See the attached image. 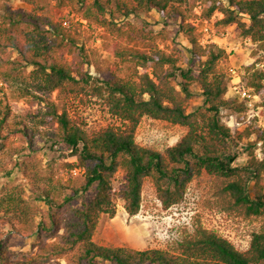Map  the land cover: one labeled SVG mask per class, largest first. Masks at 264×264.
Instances as JSON below:
<instances>
[{
  "label": "trees",
  "instance_id": "1",
  "mask_svg": "<svg viewBox=\"0 0 264 264\" xmlns=\"http://www.w3.org/2000/svg\"><path fill=\"white\" fill-rule=\"evenodd\" d=\"M9 1L0 0V80L6 88L16 85L20 97L37 102L39 122L52 127L43 130L15 119L11 104L0 99V173L9 175L16 168L32 187L29 194L23 185H5L0 191V264L10 263L12 238L42 241L60 230L33 264L38 259L39 264H63L61 258L66 264H264V222L251 229L246 248L201 222L166 249L137 250L94 240L101 216L115 215L118 198L130 216L138 214L149 182L161 208L168 210L182 203L192 182L203 175L213 179V203L219 210L246 220L264 219V130L249 126L234 132L223 121L225 115L244 112L246 104L227 98L230 77L222 65L227 54L215 43L203 47L192 20L198 7L204 17L221 13L214 20L219 30L236 23L241 36L251 37L257 44L253 54L259 56L245 66L243 80L263 95L264 66L257 63L264 64V0H57L58 7L76 9L81 19L103 30L104 49L116 59L109 79H96L64 58L63 51L72 53L79 40L58 20L57 8L26 0L31 11H14L6 5ZM151 11L164 19L158 32L149 22L138 25L130 19ZM244 15L248 23L240 19ZM172 19L191 45L188 67L167 43ZM10 47L17 57L7 51ZM81 50L88 57L84 44ZM30 66L29 80L22 71ZM193 85L204 97L195 108ZM78 103L84 109L100 104L112 121L90 128L73 107ZM144 118L180 126L185 133L164 150L141 145L137 131ZM37 134L70 151L75 160L65 167L84 170L82 177L69 178L60 189L51 187L53 169L42 168L35 155ZM252 135L256 138L248 142L247 164L234 166L235 147ZM20 137L26 145L17 142ZM27 148L31 152L25 154ZM119 171L126 185L114 192ZM65 191L70 192L60 202Z\"/></svg>",
  "mask_w": 264,
  "mask_h": 264
},
{
  "label": "rangeland",
  "instance_id": "2",
  "mask_svg": "<svg viewBox=\"0 0 264 264\" xmlns=\"http://www.w3.org/2000/svg\"><path fill=\"white\" fill-rule=\"evenodd\" d=\"M0 2V14H3V4ZM40 5H51L53 9L59 11L58 20L64 21L65 26L72 31L78 38V42L74 45L72 53L68 50L63 51V56L68 60L73 67H81L88 71L96 79H109L116 71V59L104 49L102 34L103 30L88 24L81 19L80 12L71 7L60 8L57 6V0H36ZM14 11H31L32 5H29L26 0H11L6 4ZM196 12V11H195ZM214 20L222 16L221 13L213 15ZM196 18L194 14L192 20ZM132 22L140 25L143 21L149 22L153 28L158 32L164 25V19L157 11H151L146 14H141L130 18ZM242 21L248 23V17L242 16ZM63 24V25H64ZM223 29L230 30L234 36H241L240 27L234 23L226 26ZM169 49L174 50L180 57V64L184 67L190 66V43L183 33L180 32L178 22L175 19L169 20L167 25ZM200 37V34H199ZM84 44L87 56L82 50L81 45ZM7 51L13 57L19 55L14 48H8ZM259 54H250L249 58L243 60V56L233 61L236 65H241L242 69L245 66L254 62ZM88 58V59H87ZM89 60V61H88ZM245 61L244 63H241ZM241 63V64H240ZM229 62L223 60L222 65L227 69ZM32 67H24L23 75L27 79H31ZM121 75V73H119ZM6 88L2 80H0V99H4L11 104L12 117L15 119L26 120L31 127L36 126L40 129H48L51 125L40 123L41 117L38 116V109L40 105L34 102L29 97H20V93L16 85L7 84V94L2 88ZM193 96L191 98V105L193 108L201 105L204 97L197 85L192 86ZM56 94H54L55 96ZM264 95V92H263ZM44 105V103L42 104ZM75 110L86 119L90 128H98L112 121V118L107 115L100 104H95L84 109L80 103L73 105ZM229 115H225L223 120ZM252 127V126H251ZM234 128V127H233ZM234 128V132L242 131ZM185 133L180 126H175L162 121H156L149 118H144L137 131V141L144 146L151 147L157 150H164L166 147L175 144L178 139ZM255 135L250 138H244L238 146L235 147L237 151V158L233 162L234 166H244L248 162L247 145L249 141H254ZM18 143L26 145L25 137L16 139ZM35 155L41 160V166L44 169H49L51 165L53 169V179L51 187L57 186L61 188L62 182L69 178H81L84 170L77 169V173H73V169L69 170L65 167V162H73L74 157L69 154L70 151L62 149V144H54L48 137H43L37 134L35 137ZM258 149L262 152V146L258 145ZM257 149V150H258ZM31 152L28 148L24 151L25 154ZM10 168L13 165L10 164ZM49 172V171H48ZM264 182V177H263ZM213 179L207 175L194 180L186 193L185 199L182 203L177 204L168 210H163L159 200L155 197L150 183L147 182L142 193V205L138 214L130 216L124 206L123 200L118 198L116 203V213L113 217L103 214L100 218L99 225L94 235V240L102 245L109 246H124L137 250H144L148 248H169L172 241L181 236L185 231L191 229L195 224L201 222L209 228L216 229L221 235L226 236L233 241L239 248H246L249 242L250 232L254 226L260 225L264 222L263 218L258 220L243 219L236 215V213L225 212L219 210L217 205H214L211 185ZM12 187L14 185H23L26 191L32 192V187L28 180L24 178L18 169H12L9 175L0 173V191H3V186ZM126 185L125 174L119 171L116 174L113 182V191L119 192L123 190ZM252 184H250L251 189ZM63 196L59 199L63 201ZM36 196V195H33ZM30 199L39 206L44 205L43 201ZM77 205V203H73ZM69 205H65L67 209ZM63 230L52 235V237L44 238L42 241L36 239L35 236H17L9 241L10 248V263L6 264H33V260L37 255L44 254L43 246L53 242ZM55 259H53L54 261ZM59 260V259H58ZM60 261L66 264V258H61ZM32 262V263H30ZM39 259L34 264H39Z\"/></svg>",
  "mask_w": 264,
  "mask_h": 264
},
{
  "label": "built area",
  "instance_id": "3",
  "mask_svg": "<svg viewBox=\"0 0 264 264\" xmlns=\"http://www.w3.org/2000/svg\"><path fill=\"white\" fill-rule=\"evenodd\" d=\"M196 18L193 20L194 25L200 34L199 42L203 47L211 43L217 44L224 49L227 57L226 62L230 64L227 66V72L230 77L228 84L227 98H237L244 101L246 109L239 114H231L223 121L234 131V128L245 129L246 127H258L264 130V96L256 93L252 88L246 86L243 76L244 70L241 65H236L233 61H237V55L245 53L247 56L256 50L257 44L251 37L234 36L228 30H219L214 23V16L211 18L201 15V8L196 9ZM257 66H264V64L257 63ZM234 127V128H233ZM258 157H262L260 149L257 150ZM77 173V169L73 170Z\"/></svg>",
  "mask_w": 264,
  "mask_h": 264
},
{
  "label": "crops",
  "instance_id": "4",
  "mask_svg": "<svg viewBox=\"0 0 264 264\" xmlns=\"http://www.w3.org/2000/svg\"><path fill=\"white\" fill-rule=\"evenodd\" d=\"M245 54V53H244ZM243 53H240V54H238L237 56H238V58H240V57H242L243 56V60H246V59H248L249 58V56H247V54L246 55H244ZM245 61H242L241 63H244ZM240 63V64H241Z\"/></svg>",
  "mask_w": 264,
  "mask_h": 264
}]
</instances>
